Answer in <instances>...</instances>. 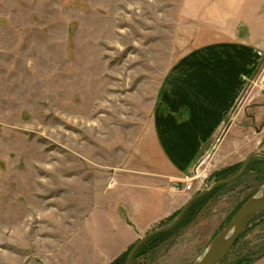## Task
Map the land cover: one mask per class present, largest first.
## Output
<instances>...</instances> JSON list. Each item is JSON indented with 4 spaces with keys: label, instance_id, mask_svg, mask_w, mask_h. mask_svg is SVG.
I'll list each match as a JSON object with an SVG mask.
<instances>
[{
    "label": "rangeland",
    "instance_id": "1",
    "mask_svg": "<svg viewBox=\"0 0 264 264\" xmlns=\"http://www.w3.org/2000/svg\"><path fill=\"white\" fill-rule=\"evenodd\" d=\"M246 2L0 0V264H126L136 243L192 196L264 153L249 116L264 105V0ZM234 35L263 47L255 82L186 176L192 189L175 198L170 185L161 194L129 190L142 209L130 216L138 228L171 199L178 210L137 229L121 249L116 211L125 212L115 199L124 188L114 178L138 174L156 154L152 121L170 70L192 49ZM263 183L259 157L187 221L149 239L131 264H193ZM247 261L264 264V213L219 264Z\"/></svg>",
    "mask_w": 264,
    "mask_h": 264
},
{
    "label": "crops",
    "instance_id": "2",
    "mask_svg": "<svg viewBox=\"0 0 264 264\" xmlns=\"http://www.w3.org/2000/svg\"><path fill=\"white\" fill-rule=\"evenodd\" d=\"M262 49L253 41L239 39L234 35L192 49L172 67L162 87L159 106L152 121L151 139L156 154L149 155L143 169L137 171L138 174H131L130 178H114V187L124 188L120 192L121 196L115 199V205H121L125 212L121 214L115 210L126 235L121 249L133 243L137 229L152 225L178 210L173 205L175 201L171 199L167 212L151 219L144 226L139 224L138 228L130 216L134 212L140 214L142 209L132 199L135 196L128 195L129 190L136 196L141 194L139 190L161 194L170 185V192L175 198L177 194L173 190L174 185L190 174L205 150L215 146L246 84L255 82L262 60ZM262 95L260 102L264 104V91ZM249 101L251 103L254 100ZM247 107L245 113L248 114ZM257 108L262 109V112L258 115L251 113L249 116L253 118L256 134L262 139L264 105L260 104ZM260 118L263 120L259 123ZM134 204L135 207H132Z\"/></svg>",
    "mask_w": 264,
    "mask_h": 264
},
{
    "label": "water",
    "instance_id": "3",
    "mask_svg": "<svg viewBox=\"0 0 264 264\" xmlns=\"http://www.w3.org/2000/svg\"><path fill=\"white\" fill-rule=\"evenodd\" d=\"M259 157L264 159V153L254 152L250 154L245 159L243 166L238 173L227 179L217 181L205 190L192 196L170 224L147 233L136 243L128 255L126 264L132 263L135 254L149 239L174 228L182 220L194 202L206 196L217 187L234 182L244 174L249 163L253 159ZM262 213H264V183L260 189L248 198V200L241 206L227 226L212 239L204 253L193 264H219L229 254L237 240L245 232L253 219Z\"/></svg>",
    "mask_w": 264,
    "mask_h": 264
},
{
    "label": "trees",
    "instance_id": "4",
    "mask_svg": "<svg viewBox=\"0 0 264 264\" xmlns=\"http://www.w3.org/2000/svg\"><path fill=\"white\" fill-rule=\"evenodd\" d=\"M223 179H226V178H219V181H220V180H223ZM224 186H226V185H222V186L217 187L216 189H214L212 192H210V193L207 194L206 196H204V197L198 199L196 202H194V203L192 204V206L190 207V209L188 210V212L185 214L184 218L181 220L182 223H183L184 221H187V220L189 219V216H190V214L192 213L193 210H196V209H194V207H195V208H199L203 203H205L209 198H211L213 194H215L218 190H220V189L223 188ZM247 199H248V198H247ZM247 199L244 201V203L247 201ZM178 214H179V212H178ZM163 235H164V234H162L161 236H163ZM156 237H159V236H156ZM156 237H155V238H156ZM151 239L153 240L154 238H151ZM156 239H158V238H156ZM156 239H155V240H156ZM142 247H144V246H142ZM249 259H250V258H249ZM249 263H250V262L247 261L245 264H249Z\"/></svg>",
    "mask_w": 264,
    "mask_h": 264
},
{
    "label": "built area",
    "instance_id": "5",
    "mask_svg": "<svg viewBox=\"0 0 264 264\" xmlns=\"http://www.w3.org/2000/svg\"><path fill=\"white\" fill-rule=\"evenodd\" d=\"M194 178H190V177H186L183 181H184V183H186L185 184V187H183V190L181 189V187L180 186H174L173 187V190L175 191V192H178V191H184L185 189L186 190H190V189H192V184H190L189 183V181H192Z\"/></svg>",
    "mask_w": 264,
    "mask_h": 264
}]
</instances>
